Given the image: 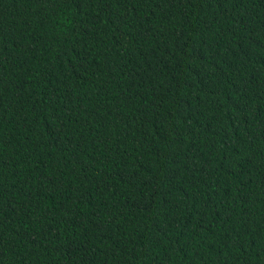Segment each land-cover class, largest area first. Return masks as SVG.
<instances>
[{"label":"trees","instance_id":"obj_1","mask_svg":"<svg viewBox=\"0 0 264 264\" xmlns=\"http://www.w3.org/2000/svg\"><path fill=\"white\" fill-rule=\"evenodd\" d=\"M0 264H264V0H0Z\"/></svg>","mask_w":264,"mask_h":264}]
</instances>
